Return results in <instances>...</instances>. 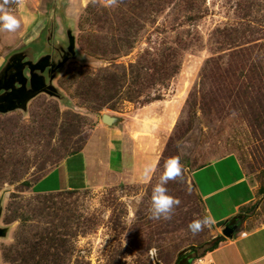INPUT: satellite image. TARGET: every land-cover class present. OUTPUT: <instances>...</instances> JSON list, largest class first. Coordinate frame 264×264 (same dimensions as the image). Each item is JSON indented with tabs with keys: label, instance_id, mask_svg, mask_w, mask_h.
Listing matches in <instances>:
<instances>
[{
	"label": "rangeland",
	"instance_id": "obj_1",
	"mask_svg": "<svg viewBox=\"0 0 264 264\" xmlns=\"http://www.w3.org/2000/svg\"><path fill=\"white\" fill-rule=\"evenodd\" d=\"M8 8L20 28L0 30V70L17 62L45 71L34 72L43 86L24 106L0 112V264H175L179 256L192 264L223 237L214 224L188 229L207 215L193 180L207 192L238 176L234 159L194 170L234 155L264 195V0H9ZM103 115L154 141L149 179L33 193ZM170 158L182 173L165 187L179 204L171 219L154 220L152 188ZM246 192L227 187L206 205L217 218Z\"/></svg>",
	"mask_w": 264,
	"mask_h": 264
},
{
	"label": "crops",
	"instance_id": "obj_2",
	"mask_svg": "<svg viewBox=\"0 0 264 264\" xmlns=\"http://www.w3.org/2000/svg\"><path fill=\"white\" fill-rule=\"evenodd\" d=\"M5 69L7 68L0 70V74ZM25 69L27 75L24 73ZM38 71L40 74H44L45 70L41 68L32 71L28 66L16 67L15 81L12 83L15 84V88L18 87L16 91L20 92L21 89L29 91L31 78H35L34 72ZM18 75L22 76L21 80L18 79ZM39 80L44 82L42 77ZM102 117L101 122L97 123L93 132L87 136L83 148L79 152L68 156L61 164L50 169L32 184L33 193L49 195L63 191L80 192L89 188H103L110 184L112 179L131 183H144L149 179L156 164L153 152L154 141L150 138L142 140L141 137H134L131 125L126 120L119 122L114 117V123L107 125L103 123ZM231 159H234L233 167H235L238 176H234V180L227 186L202 192L196 186L193 177L192 180L203 201L207 215L214 218V225L218 226L217 229L222 232L225 226L220 223L237 217L234 223L240 227V230L236 233L235 240L226 239L204 257L195 259L193 256L192 264H264V195L259 196L258 186L253 185L237 157L227 155L194 170L193 173L198 174V172L217 167L222 162ZM226 169H229L228 165H226ZM74 174L79 175V180H77L78 178L71 179V177H75ZM231 186L240 189V191L246 189L245 198L242 199L244 194L234 198L239 201L233 204V209L230 212L218 215L217 218L212 216V211L207 207L206 202L215 198L214 195L218 191ZM256 203L258 205L254 215L250 217L241 215L244 214L245 209L249 213ZM175 264L179 263L175 262Z\"/></svg>",
	"mask_w": 264,
	"mask_h": 264
},
{
	"label": "clouds",
	"instance_id": "obj_3",
	"mask_svg": "<svg viewBox=\"0 0 264 264\" xmlns=\"http://www.w3.org/2000/svg\"><path fill=\"white\" fill-rule=\"evenodd\" d=\"M9 0H0V30L15 32L20 28V20L12 14L8 8ZM182 173V165L178 158H170L165 164V170L160 180L152 188L151 195V219L169 220L179 201L168 194L165 185L169 180L179 177ZM214 218L205 215L202 219H196L188 225V229L196 234L202 227L214 224Z\"/></svg>",
	"mask_w": 264,
	"mask_h": 264
},
{
	"label": "water",
	"instance_id": "obj_4",
	"mask_svg": "<svg viewBox=\"0 0 264 264\" xmlns=\"http://www.w3.org/2000/svg\"><path fill=\"white\" fill-rule=\"evenodd\" d=\"M71 51V49H70ZM19 67L22 68V66H28L29 69L32 71L34 70H40L41 67L39 65H32L31 63L18 64ZM14 68V66H9L7 69H5V76L0 77V112L1 113H7L12 110H15L18 107L24 106V104L32 97V95L36 94L38 91V88H41L43 86L42 81H36L35 78H31V85L34 89H30L28 91H25L21 89V91H10L12 83L15 81V75H11L10 77L6 76L7 72ZM22 76L18 75V79L21 80ZM23 84V82H20ZM4 91L3 94L1 92ZM103 123L107 125H112L115 121L114 117L103 115L102 117ZM1 215V211H0ZM240 230V227L238 225L234 226H225L222 230V235L225 239L233 240L236 233ZM3 234V231L0 229V236Z\"/></svg>",
	"mask_w": 264,
	"mask_h": 264
},
{
	"label": "trees",
	"instance_id": "obj_5",
	"mask_svg": "<svg viewBox=\"0 0 264 264\" xmlns=\"http://www.w3.org/2000/svg\"><path fill=\"white\" fill-rule=\"evenodd\" d=\"M244 51H248L247 49H245V50H242V49H240V53H244ZM240 68L241 69H246L247 68V65L245 66V65H243V66H240ZM255 80H253L252 81V79H251V81H250V83L251 84H254V83H252V82H254ZM262 82H264V80H261ZM262 82H260V83H262ZM82 149V148H81ZM80 151V150H79ZM79 151H77V152H79ZM77 152H74V153H77ZM73 153V154H74ZM72 155V154H71ZM70 156V155H69ZM63 192H75V191H63ZM63 192H60V193H63ZM57 194H59V193H57ZM50 195V194H49ZM237 219V217H234L233 219H231V220H229V221H226V222H223V223H220V225H224V226H227V225H229V224H231V223H234L235 222V220ZM226 239L224 238V237H222V236H219V237H216L213 241H211V242H209V243H207L206 245H202V253H201V255L200 256H194V258L196 259V258H199V257H204L208 252H212L213 250H215L219 245H220V243H222L223 241H225ZM194 249L195 248H197V247H193ZM196 250V249H195ZM182 258H181V256H179L177 259H176V263H179V261L181 260Z\"/></svg>",
	"mask_w": 264,
	"mask_h": 264
},
{
	"label": "flooded vegetation",
	"instance_id": "obj_6",
	"mask_svg": "<svg viewBox=\"0 0 264 264\" xmlns=\"http://www.w3.org/2000/svg\"><path fill=\"white\" fill-rule=\"evenodd\" d=\"M10 66H14V68L12 67L6 74V76L10 77L11 75H14L15 74V68L18 67V63L15 62L14 64L12 63ZM9 66L5 67V68H8ZM5 76V71L3 70V72L0 74V77H4ZM4 91L1 92V94H3ZM234 225H237L235 223H231L229 224L228 226H234Z\"/></svg>",
	"mask_w": 264,
	"mask_h": 264
},
{
	"label": "bare ground",
	"instance_id": "obj_7",
	"mask_svg": "<svg viewBox=\"0 0 264 264\" xmlns=\"http://www.w3.org/2000/svg\"><path fill=\"white\" fill-rule=\"evenodd\" d=\"M202 263H204V262H202Z\"/></svg>",
	"mask_w": 264,
	"mask_h": 264
}]
</instances>
